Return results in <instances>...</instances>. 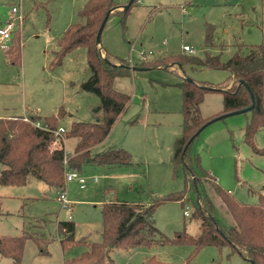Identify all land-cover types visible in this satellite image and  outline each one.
<instances>
[{"label": "rangeland", "instance_id": "rangeland-1", "mask_svg": "<svg viewBox=\"0 0 264 264\" xmlns=\"http://www.w3.org/2000/svg\"><path fill=\"white\" fill-rule=\"evenodd\" d=\"M86 1L0 0V25L13 18V6L20 8L23 18L16 21L22 35L20 63L8 62L5 50L10 41L0 40V118L33 115L43 119L64 107L68 112L64 125L97 119L100 96L83 86L92 75L87 49L78 47L66 54L60 66H50L58 39L78 20V11ZM116 1L120 3L119 11L130 2ZM120 15L110 17L101 35L100 48L104 58L109 55L117 62L124 58V63L132 68L131 76L119 77L114 83L117 90L131 95V103L104 145L127 149L133 163L87 164L80 172L85 177L83 187L76 179L66 182L70 211L63 205L58 187L37 177H31L22 186L0 185V237L33 234L39 239H27L19 264H64L66 259L80 254L84 247L63 249L57 234V221L69 220L70 214L76 224V238L99 242L105 201L147 203L152 197L184 188V166L172 162L175 141L183 130L181 70L172 59L162 58L181 53L202 54L210 25L214 37L209 50L223 60L241 47L246 52L249 45L264 41L263 0H137L127 15L125 27ZM185 45L194 52L184 51ZM185 69L200 84L217 85L228 76L223 69ZM223 111V92H206L200 113L211 120L191 146L192 154L200 157L201 167L196 171L210 173L239 201L257 202L259 193L264 194V156L254 152L245 141V126L251 112L212 121L223 116ZM75 142V138L65 140L67 152H72ZM254 142L264 148V127L258 130ZM100 146L96 150L103 149ZM188 195L192 200L186 206L180 201L157 206L155 222L163 234L173 237L183 229L193 236L200 233L201 221L192 217L195 195ZM212 198L218 218L232 225L228 209L219 198ZM192 249L190 245L157 244L150 248H115L109 255L116 264H146L153 256L150 264H252L233 253L229 246H206L187 263ZM0 264L13 263L0 253Z\"/></svg>", "mask_w": 264, "mask_h": 264}, {"label": "trees", "instance_id": "trees-1", "mask_svg": "<svg viewBox=\"0 0 264 264\" xmlns=\"http://www.w3.org/2000/svg\"><path fill=\"white\" fill-rule=\"evenodd\" d=\"M136 1L129 8L119 11L115 9L120 5L116 0H87L78 11V20L70 24L58 39V49L50 66H60L67 53L85 47L92 75L83 86L100 96L101 105L96 109L99 115L95 121H73L68 125L63 124L68 114L64 107L43 119L33 115L1 117L0 185L22 186L31 177H37L62 192L66 188L68 169L81 172L91 163L101 166L133 163L132 153L123 147L96 150L131 103V95L117 90L115 80L133 73L132 68L124 63V58L117 62L109 55L105 58L102 56L97 36L105 18L108 16L106 26L115 13L121 14L125 27L127 15ZM212 31L213 26L210 25L202 54L181 53L162 58L172 59L181 70L179 86L183 98V130L175 141L172 162L184 166V188L166 196L152 197L147 203L119 199L105 201L102 204V240L99 242L76 238V224L72 219L58 220L57 234L62 248L84 247L80 254L66 259L64 264H116L109 255L112 249L150 248L157 244L192 246L187 263L206 246H229L233 253H238L245 260L264 264V194L259 193L258 201L254 203L239 201L210 173L205 171L198 174L196 170L201 167L200 157L194 156L191 151L193 142L211 120L202 117L200 104L206 92L221 91L224 94L225 114L249 107L253 103L251 94L254 95L255 105L245 126V141L254 152L264 156V148L254 142L256 133L264 127V41L249 45L246 52L241 47L223 60L209 50L213 46ZM21 39L19 30H15L5 50L9 63H20ZM186 66L191 69H223L228 71V76L217 85L209 82L200 84L187 74ZM36 121L43 124L37 125ZM61 127L65 128L63 133L58 132ZM68 138L76 139L72 152L65 149ZM66 157L67 166L64 163ZM191 192L195 195L192 217L201 221L200 233L193 236L183 229L173 237L163 234L155 222L157 206L169 201H180L186 206L192 200L188 195ZM212 196L219 198L228 209L233 219L232 225L228 226L218 218ZM29 237L39 240L33 234L0 237V253L10 258L13 264H19ZM154 258L148 259L146 264H150Z\"/></svg>", "mask_w": 264, "mask_h": 264}, {"label": "built area", "instance_id": "built-area-1", "mask_svg": "<svg viewBox=\"0 0 264 264\" xmlns=\"http://www.w3.org/2000/svg\"><path fill=\"white\" fill-rule=\"evenodd\" d=\"M19 13H20V8L18 6H13L12 7V13L10 15V16L13 15V18L10 20H8L9 18H7L5 25H3V24L0 25V40H1V42H3V41L9 42L12 39L13 32L17 29L16 21L17 20L22 21V19H23L22 16L19 15ZM184 51L192 53V52H194V49L192 47L186 45V46H184ZM64 131H65V128L61 127L58 132L63 133ZM64 163L67 166V163H68L67 157L65 158ZM75 179L79 181L81 187L84 186L85 177L82 176L81 173L76 171V170L68 169L66 171V182L72 181ZM95 179H97V178H95ZM60 199L62 200L63 205L66 208H68L70 211L71 210V203L67 197V194H65V191L61 192ZM185 213L188 214L187 211H185ZM69 219H72L71 214L69 215Z\"/></svg>", "mask_w": 264, "mask_h": 264}, {"label": "water", "instance_id": "water-1", "mask_svg": "<svg viewBox=\"0 0 264 264\" xmlns=\"http://www.w3.org/2000/svg\"><path fill=\"white\" fill-rule=\"evenodd\" d=\"M134 0H130V2L127 4V5H124L123 6V9H127V8H129V6L131 5V3L133 2ZM117 8H120V6H117V7H115V9H117ZM114 10V9H113ZM112 10V11H113ZM111 11V12H112ZM110 12V13H111ZM108 17V16H107ZM107 17L105 18V20H104V23L102 24V26H101V28H100V31H99V33H98V36H97V41H98V43L100 44V41H101V33H102V31H103V28H104V26H105V22H106V20H107ZM251 96H252V104L249 106V107H247V108H244V109H241V110H236V111H232V112H229V113H226V114H224L223 116H217V117H215L212 121H215V120H218V119H220V118H222V117H224V116H228V115H232V114H237V113H240V112H246V111H250V110H252L253 108H254V105H255V97H254V95L253 94H251ZM210 123V122H209ZM204 128V127H203ZM252 264H255L253 261L251 262Z\"/></svg>", "mask_w": 264, "mask_h": 264}, {"label": "crops", "instance_id": "crops-1", "mask_svg": "<svg viewBox=\"0 0 264 264\" xmlns=\"http://www.w3.org/2000/svg\"><path fill=\"white\" fill-rule=\"evenodd\" d=\"M185 46H186V45H185ZM105 52H107V51H105ZM105 140H106V139H105ZM105 140H104V141H105ZM104 141L100 144V145H101L100 147H101V148L109 147V146H105V145H104ZM64 191L66 192V190H64ZM62 192H63V191H62ZM60 193H61V192H60Z\"/></svg>", "mask_w": 264, "mask_h": 264}]
</instances>
